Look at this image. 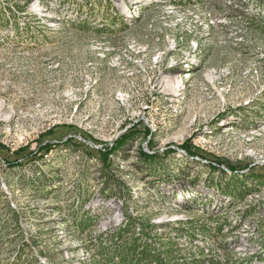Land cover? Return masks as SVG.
Instances as JSON below:
<instances>
[{"label":"rangeland","instance_id":"rangeland-1","mask_svg":"<svg viewBox=\"0 0 264 264\" xmlns=\"http://www.w3.org/2000/svg\"><path fill=\"white\" fill-rule=\"evenodd\" d=\"M32 4L0 0V264H109L127 215L264 264V0Z\"/></svg>","mask_w":264,"mask_h":264},{"label":"trees","instance_id":"trees-1","mask_svg":"<svg viewBox=\"0 0 264 264\" xmlns=\"http://www.w3.org/2000/svg\"><path fill=\"white\" fill-rule=\"evenodd\" d=\"M181 2L182 1H180V3ZM43 3L44 0H40L39 5H43ZM30 4L31 2L29 1L25 2L22 8H18V13H26V9L24 7H28ZM25 18L34 19L35 17L32 15H26ZM37 23L39 24L40 20H37ZM39 26L42 29H47V26L45 24H39ZM32 39L37 40V36ZM49 149L50 147H47L44 151L48 152ZM189 153L191 154L192 152L189 151ZM195 154V152L192 153V155ZM144 156L146 157L144 158L146 160L151 159L150 156ZM32 157L38 158L35 155H32ZM228 167L232 171H237L234 166L228 165ZM237 186L239 185H236V187ZM235 191H240L242 193L241 189H236L232 191L233 194L235 193ZM251 191L252 190H248L247 192ZM241 195L242 197L239 198L240 202L243 200V193ZM263 227L264 226L261 225V229ZM154 228L155 226L150 223H147L145 225L137 224V221L135 219L127 215L123 226L119 228V230L113 235V239L110 240L111 243H114V248H112L110 251H107L105 253L104 258L106 260H109V264H216L215 261L208 260L206 258H187L186 256H183V249L178 247L177 244L173 242L170 238L167 239L168 241H162L160 240V238H158V243L160 244L155 243L157 241L153 238H150L149 234L146 233L149 230H154ZM217 229H219V231L222 230L221 227ZM169 230H172V228H169ZM175 230L176 233H182L181 237L187 236L191 239L196 236L194 235V233L189 235L185 230L176 228ZM100 244L101 245L98 250V254L103 257V254L106 250H104L105 247H103L102 242ZM20 260L21 258L17 259V262L14 264H21Z\"/></svg>","mask_w":264,"mask_h":264},{"label":"bare ground","instance_id":"bare-ground-1","mask_svg":"<svg viewBox=\"0 0 264 264\" xmlns=\"http://www.w3.org/2000/svg\"><path fill=\"white\" fill-rule=\"evenodd\" d=\"M35 5L30 6L28 13H40V10L38 8H35ZM44 19H50V17H43ZM182 76L180 74H172L171 76H167L164 78L162 82V88L164 90V94L169 97L177 98V95L181 92L179 89V86L177 85V80H179ZM228 128V132L232 131L230 127ZM182 201V199H181ZM180 202L170 203V209L172 210H178L180 208Z\"/></svg>","mask_w":264,"mask_h":264},{"label":"built area","instance_id":"built-area-1","mask_svg":"<svg viewBox=\"0 0 264 264\" xmlns=\"http://www.w3.org/2000/svg\"><path fill=\"white\" fill-rule=\"evenodd\" d=\"M32 5H35L36 7L35 8H38L39 9V4H32ZM31 5V6H32ZM45 22V24H46V21H44ZM176 212H177V210H175ZM175 235L177 236V233H175Z\"/></svg>","mask_w":264,"mask_h":264}]
</instances>
